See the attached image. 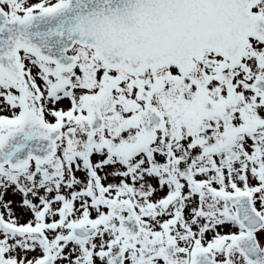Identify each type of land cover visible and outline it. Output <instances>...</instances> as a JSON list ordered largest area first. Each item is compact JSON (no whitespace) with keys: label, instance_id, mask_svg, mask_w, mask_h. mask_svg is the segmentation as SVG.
I'll list each match as a JSON object with an SVG mask.
<instances>
[{"label":"snow or ice","instance_id":"6c2138e0","mask_svg":"<svg viewBox=\"0 0 264 264\" xmlns=\"http://www.w3.org/2000/svg\"><path fill=\"white\" fill-rule=\"evenodd\" d=\"M0 264H264V0H0Z\"/></svg>","mask_w":264,"mask_h":264}]
</instances>
